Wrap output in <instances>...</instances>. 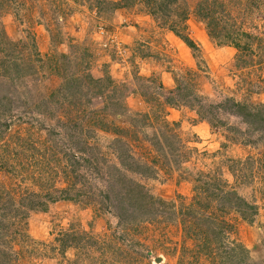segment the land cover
<instances>
[{
  "label": "rangeland",
  "instance_id": "rangeland-1",
  "mask_svg": "<svg viewBox=\"0 0 264 264\" xmlns=\"http://www.w3.org/2000/svg\"><path fill=\"white\" fill-rule=\"evenodd\" d=\"M113 1L9 0L0 7V56L10 59L6 67L11 60L19 64L16 71L8 67L0 80V123L7 125L0 127V152L3 144L12 149L17 137H29L30 147L18 154L41 156V163L54 165L60 176L63 167L68 169L64 153L76 155L74 185L86 193L29 211L23 227L28 237L10 241L12 261L236 264L242 250L247 255L241 264H264V162L259 164L264 132L260 135V127L246 124L224 101L232 98L248 108L264 101L263 18L251 20L227 8L238 31L258 37L250 42L239 37L240 44L249 45L239 52L207 37L193 12L198 0H177L188 8L184 31L197 47L190 50L144 0L114 9ZM52 53L64 56L48 64ZM81 57L93 77L110 82H103L102 94L87 95L77 105L63 95L69 92L67 79L75 75L73 63ZM73 124L82 129L78 143L70 132ZM122 150L131 157L121 163L115 153ZM230 158L244 161L239 176L228 170ZM208 170H219L256 212L248 222L237 210H198L203 224H211L212 240L203 249L200 231L206 227L198 230L190 220L183 232L181 219L185 208L195 206V176ZM17 179L27 183L0 169L1 186ZM117 203L122 210L113 207ZM73 229L87 231L89 240L104 247L64 253L52 248L53 235Z\"/></svg>",
  "mask_w": 264,
  "mask_h": 264
},
{
  "label": "trees",
  "instance_id": "trees-1",
  "mask_svg": "<svg viewBox=\"0 0 264 264\" xmlns=\"http://www.w3.org/2000/svg\"><path fill=\"white\" fill-rule=\"evenodd\" d=\"M99 1L102 2L103 0ZM144 1L147 5L149 4L148 6H150L149 8L151 10L149 12L153 14L159 13V17H161V24H167L169 30L180 38L186 47L190 50L197 48L193 40L184 31V20L187 17L188 8L183 4V2L179 3L180 1L177 0ZM5 2H9V0H0V7L4 6V4H6ZM130 2H132V0H117L110 2V4L114 9L126 7ZM225 3L228 4L227 7ZM171 4H173V7ZM227 8H233L234 11L239 12L238 14L241 16L246 15L251 20L258 18L257 16L261 15V18H263L262 20L264 21V0H198L193 9L197 20L203 24L207 37L216 40L219 44L230 45L235 48L236 51L239 50L240 52L241 50L242 52V50L246 49L249 45L246 42H244L245 44H240L238 41L240 40L239 37L243 36L244 38H250L251 40H249V42L253 41V38L258 37L252 35V33H249L244 29L242 30L243 32L238 31L240 26H237V22L235 21L236 17H234L232 11L230 12ZM171 13H174V15H171ZM168 16H171L169 21L166 19ZM0 39H3L2 35H0ZM83 53L85 54L84 49ZM63 56V53H52L46 57V60L49 64L53 61H57L58 57L63 58ZM81 58L82 59L79 61H75V63H73L76 68V70L73 71L75 75L69 77L70 80L67 79V81L70 82L67 83L65 88L69 90V92H66L65 95H63L64 98H69L70 96L74 98L77 105H80L82 99L87 95L102 94L103 82H110L107 77H93L87 70V65H84L87 61L83 60V57ZM5 60L10 59H8L5 54L3 57L0 56V71L3 72V74L0 73V80L4 77H1L2 75L9 73L8 70H11L10 68H13L15 71L19 69V64L12 60L8 66L10 68L6 67L4 65ZM8 62L9 61L6 63ZM82 68L84 70H82ZM55 69H57V66ZM174 79L177 81L176 78ZM61 85L65 84L62 83ZM61 93L64 94V92ZM86 100L89 101L88 99ZM172 101L173 99L169 98L166 102L171 103ZM224 101L228 106L230 105L235 108L234 113L240 116L246 124L253 125L257 128L260 127V135H262L264 132V101L250 106L249 108L240 102H235L232 98L224 99ZM83 110L84 109L82 108V111ZM89 117L94 119L95 126L97 125L100 128H105V123L101 122L100 119L92 116ZM208 123L209 125H212L210 121ZM1 126L4 128L7 127L6 124L0 123V127ZM35 129H37V127ZM81 130L82 129L78 124L70 126V132L76 133V136L74 135V137H76L75 140L77 143L79 142V135L82 133ZM115 130L117 131L118 129ZM2 131L3 130H1L0 133ZM28 140H30L29 137L22 139L17 137V140L12 145V149L9 148V144L8 146L3 144V147H1L3 152H0V169L10 173L11 175L19 177L21 181H26L27 183L21 185L18 183L19 180L17 179V183L12 182V184L5 186H1L0 184V264H15L12 261L15 253L14 251H9V248H11L10 241H13L18 235L24 238L28 237L27 233L23 231V227L29 211H44L49 203L57 200H79L83 194H86L78 186L74 185L75 179H77L74 167V164L76 163V155L64 153L65 155L67 154L65 157L66 162L68 163L66 164L68 165V169L65 170L63 167L61 172H63L64 175L60 176L54 165L53 167H46V164L44 165L41 163V156L39 158L40 160H38L33 153L18 154L24 148L30 147L26 143ZM116 142H119V139H116L115 143ZM115 147L118 150L120 145H115ZM122 151H117L115 153L117 159L121 163L123 160L130 159L131 157L125 150ZM13 152L15 154H13ZM50 158L52 160V157ZM16 161L17 163L14 165ZM54 161H57V159H54ZM228 161V170L230 173L233 176L237 174V176H239L242 172V163H244V161H240L239 158H230ZM263 162L264 161H261L259 164H262ZM126 166L129 167L130 165L127 164ZM66 177H71L73 180H68ZM64 180L67 181L64 182ZM57 181H60V183L63 184H56ZM134 185L136 186L137 184ZM129 191H133V189H130ZM192 191L193 194L191 196V203H194L195 206L193 207L190 205V208L187 207L182 212L185 215L181 219L183 225L181 230H183V232L188 231L190 228H186V226L190 224V220L196 221L195 227L198 230H201L204 222L203 217L198 216V210H201L202 208L207 209L209 207L212 211L217 210L219 213L226 212L227 210H237L240 212L242 218L245 220L247 219L248 222L251 221L252 216L256 212L255 204L238 195L234 188L223 181L219 176V170H208L203 173L199 172L193 180ZM104 198H107V195H104ZM222 201H226L227 205H222ZM113 207L115 209L118 208L122 210L123 206L121 203H117ZM117 215L119 219L124 222L125 218H123L121 213L117 212ZM215 217L216 216H214V218ZM119 223L121 224V222ZM210 225L211 224L209 223L206 226L204 225L206 230L204 232L200 231V234L203 233V240L200 245L203 249H207V247H209V241L212 240L207 232ZM192 229L195 230L194 228ZM213 230H216L217 233L219 232L215 226ZM21 233H24V235ZM52 240L55 243L52 248L60 253H64L68 248L82 249L87 247V245L90 247H97L99 250L100 246L102 248L104 247L102 243L100 244L95 240H89L87 231L83 229L58 231L55 235H53ZM4 241L7 242L3 243ZM246 255L247 252H243L241 250L240 257L236 261V264H241Z\"/></svg>",
  "mask_w": 264,
  "mask_h": 264
}]
</instances>
